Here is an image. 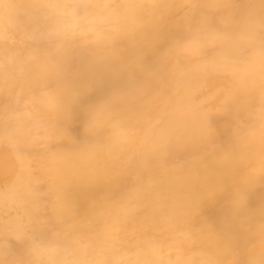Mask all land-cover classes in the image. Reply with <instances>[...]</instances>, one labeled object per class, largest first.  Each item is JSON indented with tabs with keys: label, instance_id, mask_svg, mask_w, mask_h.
<instances>
[{
	"label": "clouds",
	"instance_id": "clouds-1",
	"mask_svg": "<svg viewBox=\"0 0 264 264\" xmlns=\"http://www.w3.org/2000/svg\"><path fill=\"white\" fill-rule=\"evenodd\" d=\"M0 264H264V0H0Z\"/></svg>",
	"mask_w": 264,
	"mask_h": 264
},
{
	"label": "bare ground",
	"instance_id": "bare-ground-1",
	"mask_svg": "<svg viewBox=\"0 0 264 264\" xmlns=\"http://www.w3.org/2000/svg\"><path fill=\"white\" fill-rule=\"evenodd\" d=\"M209 215L210 217L215 218L217 216V213L214 210H210Z\"/></svg>",
	"mask_w": 264,
	"mask_h": 264
}]
</instances>
